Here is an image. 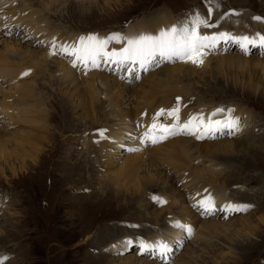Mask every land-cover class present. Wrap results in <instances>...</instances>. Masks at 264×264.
<instances>
[{"label": "rangeland", "instance_id": "374dc122", "mask_svg": "<svg viewBox=\"0 0 264 264\" xmlns=\"http://www.w3.org/2000/svg\"><path fill=\"white\" fill-rule=\"evenodd\" d=\"M87 1L7 0L15 7L17 13L13 12L14 15L36 21L40 28L52 29L58 44L72 38L78 40L87 34L104 37L119 33L124 36L128 33L126 30L138 28L130 29L132 23L141 20L139 24L144 25L143 20L150 18L155 22L162 16H170L168 26L177 28L190 27L191 21L199 17L205 25H211L199 27L197 31L201 35L209 33L208 29L216 30L227 21L244 19L249 38L258 45V37H264V0ZM34 11L42 12L46 22L37 21ZM256 16L261 19H253ZM5 20L0 24V31H8L10 27L6 26L11 24L17 32L0 35V69L8 77L4 79L0 75V108H9L6 114L0 109V151L21 154L22 144L13 139L23 135L27 139L25 150L33 154L43 147L44 151L39 159L35 155L34 160L24 161L26 168L16 170L15 175L11 169L20 168L21 158L13 159L9 155L3 160L4 155L0 156V258L9 257L4 264H179L181 261L183 264H264V224L258 221L264 217V48L261 45H258L261 49L248 45L245 54L242 49L236 50V42L240 40L236 37L231 39V44L228 42L230 48L222 49L226 41H219L220 34L225 33L224 38L230 39L225 25L221 31L211 32L209 37H216V43L214 48L205 50L203 58H208L204 66H197L192 72L188 62L158 61L149 71L137 68L135 75L139 79L129 75L127 66L108 63H103L100 70L89 68L81 73L83 69H74L68 59L60 57L64 67L70 66L76 80V84H64L66 80L59 67L50 61L44 70L21 77L27 69L25 64L35 56L36 60H41L47 47L38 45L36 34L20 28L23 25L15 21L16 18ZM150 20L145 33L154 35V22ZM227 29L233 32L231 27ZM66 36L70 37L65 40ZM121 46L109 44V49ZM220 55L244 56L249 63L241 70L235 65L218 70L216 59ZM181 64L186 73L181 79L188 90L168 98L172 105L176 103V96L183 98L179 106L184 107L180 108V123L187 121L185 118L192 113L193 116L200 113L207 116L217 108H231L232 115L241 118V131L234 136L217 134L199 141L178 135L156 145L141 144L139 151L128 152L127 148L140 145L136 139L139 132L148 131L149 125L140 130L135 123L128 135L110 139L112 169L122 166L128 180L122 179L121 184L132 185L129 193L133 196L128 199L122 194L123 190L119 192L107 181L102 166L97 165L102 161L97 157L96 144L91 147L94 151L87 153L83 142H99L96 130L107 129L114 123V118L108 116L125 111L134 114L146 98L150 100L153 91L150 80L159 77L165 69ZM94 71L103 78H100L102 84L95 83L98 94L88 95L85 88L89 87L85 84H89L88 76ZM20 91H23L22 96ZM92 96H96V103L90 105ZM40 101L45 102V116L52 115V119H47L48 130L53 131L51 138L48 131L41 133L38 129L39 111L43 107L38 105ZM20 103H27V107ZM186 103L188 108H185ZM90 107H94L95 118L85 120L84 113ZM186 111L189 113L185 116ZM225 115L227 113L217 115L215 119H223ZM164 120L167 124L173 122L167 115L162 122ZM148 123H153V119ZM116 132L118 136L122 131ZM40 137L50 142L41 144ZM5 139L6 144L3 143ZM175 143L177 146L169 156L157 152L159 147L168 148ZM227 143L232 145V152L225 153L223 147L218 146ZM149 150V155L154 153L153 159L139 162L137 175L130 177L127 173L130 160L140 151ZM93 158L97 161L92 162ZM153 194L167 203L162 206L153 203L150 199ZM206 197L222 202L214 203L216 211L210 217L202 215L197 206ZM228 204H251L253 207L247 212L231 214L220 210ZM181 209L190 213L196 222L185 218ZM167 213L171 215L169 220L164 217ZM241 220L257 227L248 230V235L240 236L241 226L237 222ZM178 222L194 228L192 237L181 241L182 247L176 243L181 239L180 230L175 227ZM233 222L230 230L218 229L216 235L201 230V225ZM162 228L164 235L155 237L163 232ZM143 237L146 238L143 241L149 243L163 239L171 244L172 251L166 258L156 253L140 254L137 240ZM125 240H132L133 244L124 248ZM191 255L195 256V261H191Z\"/></svg>", "mask_w": 264, "mask_h": 264}, {"label": "snow or ice", "instance_id": "6c2138e0", "mask_svg": "<svg viewBox=\"0 0 264 264\" xmlns=\"http://www.w3.org/2000/svg\"><path fill=\"white\" fill-rule=\"evenodd\" d=\"M211 15V13H209ZM260 20L261 17H253ZM205 25L204 20L195 17L191 21V26H183L177 28L171 26L168 29L158 30V34H132L122 36L119 33H112L101 37L96 34L82 35L76 42L71 45L67 43L58 44L55 38L49 42V56H62L71 61L74 69H83L85 72L89 68H98L102 63L116 64L126 67V71L130 76L139 79L135 75L137 68L140 71H149L158 61L181 60L196 66L203 64V56L206 49L214 48L216 37L203 36L198 33L197 29ZM11 35V32H6ZM226 34L221 33L223 38ZM30 39V38H29ZM44 41L38 40L37 44L43 46ZM241 49L247 54L248 45L255 46L257 41L249 37H241L238 41ZM259 43L264 47V37H260ZM109 44L122 45L119 48L113 47L109 49ZM135 66V67H134ZM31 70L22 72L21 77H27ZM176 107L168 110L160 109L153 116V123L148 126V131L142 136L136 137L137 141L142 145H156L157 143L166 141L170 137L185 135L194 137L196 140H204L206 138H214L217 134H226L234 136L241 131V118L232 115L233 109L217 108L207 116L200 113L191 116L183 123H180V107L181 98L176 97ZM227 113L223 119H215L217 115ZM142 115H145L142 113ZM167 115L172 118V123L165 124L162 118ZM140 127V125H137ZM107 129H97L96 134L101 139H108L106 136ZM123 147V146H122ZM139 148H127L128 152H137ZM150 199L159 205L167 203L165 199L153 194ZM201 209L204 216H212L216 211V207L211 197H206L198 202L197 205ZM253 207L251 204H228L220 209L223 212L240 213L247 212ZM228 218L227 215L224 217ZM175 227L180 230L181 239L176 243L183 246L181 241L186 242L194 234V228L191 225H185L178 222ZM124 246L128 247L133 244L132 240H125ZM138 251L140 254L156 253L161 257H167L172 251L171 244L163 239L155 242H138ZM9 259L8 256L0 258V264Z\"/></svg>", "mask_w": 264, "mask_h": 264}, {"label": "bare ground", "instance_id": "6f19581e", "mask_svg": "<svg viewBox=\"0 0 264 264\" xmlns=\"http://www.w3.org/2000/svg\"><path fill=\"white\" fill-rule=\"evenodd\" d=\"M46 1H48V0H46ZM12 4L13 3H10V2L8 3L7 0H0V13H1L0 24L2 22H4L3 21L4 19H6L5 21H7V20L8 21L9 20L14 21V19L16 18L15 21H17V22H19V24H22L23 25V26L21 25L22 27H20V28L25 29V31L26 32L28 31V33H31V34L34 33V34H36V38L38 40L44 41L45 42L44 43V46L47 47V50L43 54V57H42L41 60H36L37 57L35 56V59L32 58V59H30L28 61L27 64H25V66L27 67V69L25 71H27L29 69L31 70V72H34V73L36 71H42V70L45 69V67L47 65V61H50L52 64L56 65L57 68L59 67L58 70H60V72L62 73L63 79L66 80L65 83L63 82L64 84H67V83H69V84H76V80L74 78L75 76H74L73 72L71 70H69L70 66L69 65H66L64 67L63 61H60L59 58L62 57V56H59V55H58L59 57L58 56H49V42H51L52 39H53V37H54V34L51 32L52 29L50 30V29H48L46 27H41L40 28V26L37 24L36 21L22 19V18H20V17L17 16L18 14L17 15H14L13 12H16V11H15V7ZM26 4H28V3H26ZM4 6H6L5 9H3ZM20 7L22 8L21 5H20ZM22 14L24 15L23 10H22ZM33 15L35 16V18L37 19V21L42 22V23H45L46 22V19L42 15V12H40V11H34L33 12ZM149 20H150V18L148 19V21L147 20H145V21L143 20L144 25L139 24V22L141 20H138L134 24L132 23V25L129 28L130 29H133L135 27H138V28H136L134 30L136 32H134L133 30L132 31L126 30L128 33H125V34L122 33V34L124 36H128V35H132V34L145 33L146 32L145 30L147 29V27H145V26L148 25ZM224 21L226 22V20H224ZM150 22L153 23L154 20L151 19ZM170 22H171L170 16H162V17H159V19L155 20V22L153 23V27H152V29H154V35L156 34V31L159 30V28H158L159 26H161L162 29H165V30L168 29L170 27V26H168V23H170ZM227 24H228L229 27H231L233 29V32H231V33L229 32V30L227 29L228 28ZM225 25H226L227 34L230 37V39H227L226 40V38H224L226 36H224L223 38H221V37L218 38L219 41H226V43L223 44L224 47L222 49H225V46H227L226 48H230V47H228V42H229V44H231L230 43L231 39H234L236 37H240V38L241 37H248L247 31L249 30V28L247 26H245L246 25V20H244V19H241V20H238V21H235V22H228L227 21L226 23H223V25L217 27L216 30H214V31H213V29H208L207 31L209 33H206L203 36H208L209 37L211 35V32L213 33V32H216V31H221L222 28L225 27ZM11 26L15 27L14 25H11V24L8 25V26H6V28L7 27H10V29L8 28L9 29L8 31H6L5 29H4L3 32L0 31V35L1 36H4V35H6V32H9V31L11 32V34L12 33L15 34L17 32L16 31L17 29H14ZM244 26L247 27V28H245ZM55 31H57V30H55ZM149 34H152V32H150ZM38 36L39 37L41 36V39H39ZM69 37L70 36H66L65 37V40L68 39ZM74 37H77V36H74ZM258 38H260V37H258ZM73 41L76 42L77 41V38H72L71 40H66V43L69 44V45H71V44H73ZM258 45H260V43ZM258 45L256 43L255 47L261 49ZM235 46L237 47L236 50L241 49L240 44L238 43V41L236 42V45ZM231 47H234V46H231ZM25 48H28V47H25ZM206 58H208V57H206ZM206 58H203V61L204 62H203V64L201 66H204ZM213 58H215V57H213ZM258 60H259V57H258ZM216 62H217V65H216L215 68L218 69V70H221V68L223 66L229 67L231 65H235L238 70H241V69L245 68L247 66V64L249 63V61H246V58H244V56H242V58H241V57H238V56L232 57V56H222V55H220L216 59ZM38 63H40V64H38ZM182 65H184V64H181L180 66L176 65V67H169V68L165 69L159 77H156L155 79L152 78L150 80L149 86L153 90L152 93L150 94V100L148 101L147 98H146V100H144L145 102L142 103L143 105L140 106L141 108H137L136 110H134L135 111L134 114H131L132 111L131 112H126L125 111V112H121L118 115L112 113L111 116H108L110 118H114V120H113L114 123H112V125H109L107 127V130H108L107 132L108 133H106V134H108L107 135L108 139H101V138L98 137L99 142L94 143L93 142L94 140L91 141V142L90 141L83 142L84 143L83 144L84 151H86L87 153H90L91 151H94L91 147H93L96 144L97 151H98V156L97 157H99L100 158L99 160L102 161V164H99L98 163L97 165L102 166V171H103V174L106 175L107 181H109L113 187L115 186V188L118 189L119 192L123 190L122 194L124 196H126V198H128V199H129V197L133 196V193L132 192L129 193V189H131V186L132 185H130V184L127 185V183H125V184L122 183L121 184V180L122 179L128 180L125 177V173L123 171L122 166H119L118 165L117 167H115L114 169H112L113 168L112 167L113 166V161H112L113 155L110 153V151L112 149V141L110 139L111 138L120 139L125 134L128 135L134 129V127H135L134 125H136L135 123H138L140 125V130L142 128L145 129L148 125L152 124V123H148V120H152L153 119V116L155 115V113L157 111L160 110V108L165 109V110H168L171 107H174V106L176 107L177 106L176 103H174L172 105V103H170V101L168 100V98H170L171 95H178V94L180 95L182 93H185V90L184 89H187L188 88V87L187 88L185 87L186 85L183 84V80L181 79V77L186 76V73H183V67H182ZM263 65H264V63H263ZM196 67H197L196 65H193V64L190 63V68L193 70L192 72H194V69ZM92 69H97V68H92ZM94 72L95 73H90V76H88L89 84H85L86 86L89 87V89L85 88L86 89L85 93H87L88 95H91L92 93L94 95L96 94V92H97V89L96 88L98 86H95V83H97V85H101L102 84L101 83L102 81L100 79L102 77L100 75H98V73L96 71H94ZM34 73H32V74H34ZM0 75H1V77H3V78L5 77V78L8 79V77L6 75H4V71H2V69H0ZM179 84H180V86H179ZM83 86H84V83L81 84V87H83ZM91 90H92V92H90ZM188 92H190V91H188ZM22 93H23V91H20L21 96H22ZM97 94H98V92H97ZM159 95H163L162 98L158 99V96ZM41 102L42 101H40L38 103V105H40V104L43 105V107H41V110L39 111V121H38V123L39 122H41V123H39L38 129H40L41 133H45V132L48 131L49 133H47V135L49 136V138H51V135H52L51 132H53V131L48 130L47 119H48V117H50L52 119V117H51L52 115L50 116L51 113H49V115L45 116V114H44L46 112V110H44V108H45V102H43V104ZM110 102L111 101L109 100L108 101V106L109 107L111 105ZM95 103H96V96H94V97L92 96V98L90 99L89 104L91 105V104H95ZM119 104H122V103H119ZM21 105H24L25 107H27L26 106L27 103L21 104ZM83 105H86V103H83ZM0 109H1L2 113H4V114H6L7 111H9V108L7 106L6 107L5 106H2V108H0ZM192 109L193 108H191V110ZM192 111H194V109ZM198 112H199V110H198ZM142 113L145 114V115H142ZM188 113L189 112L186 111L185 112V116ZM193 115H194V113H192L190 116L186 117L185 119L188 120L189 117H191ZM93 117L95 118V116H94V107H90L87 111H85V113H84V119L85 120H87V119H94ZM163 122H165L167 124V121L166 120H164ZM33 129L35 131L37 128L34 127ZM118 130H120L122 132H120V134L117 136L118 133L116 131H118ZM143 133H144L143 130H141V132H139V134L137 135V137L140 136V135H142ZM122 134H124V135H122ZM118 137H120V138H118ZM13 141L22 144L23 148L21 150V154L20 153H16V152H12L11 154H8V153H6V151L4 149H1L0 156L4 155L3 160H5L9 155L13 159H19V158H21V161L23 160V162L19 161V163H20V168L19 169H15V168H12L11 169L12 173L15 175V173H17L16 170L17 171H22V170H24L26 168V165H25L24 161H26L29 158H30L29 160H34L35 159V155H37V158L39 159V157L41 156L40 154L42 153V151H44V148L43 147L38 148V149L34 150L33 151L34 153L32 154V153H30V152H28L27 150L24 149V147H25L24 143L27 142V139H25V135L18 136L16 139H13ZM39 141H40L41 144H45V143H49L50 142V141H47V138H43V137H40L39 138ZM6 142H7V140L6 141L3 140V143L4 144H6ZM176 146L177 145L175 143V144L170 145L168 148H162L161 149V147H159L157 149V152H160V153L166 154V156H169V154L172 151L174 152V147H176ZM218 146L220 148L223 147V149L225 150V153L232 152V145L230 143H227L225 145H218ZM74 148H76V147H74ZM137 148L141 149L142 148L141 147V144L140 145H137ZM79 149H81V148H79ZM148 152H150V150L149 151H143V152L140 151L139 153H137L135 155V157L132 160H130V162H129V168L127 170V173H128V175L130 177L137 175L136 166L138 165L139 162H143L147 158H148V160H152L153 159L154 153L151 156V155L148 154ZM145 154H147L149 156L146 157ZM93 156H95V153H94ZM193 158H194V155H193ZM0 159H2V158H0ZM158 159H160V158H158ZM77 160L80 161L78 158H77ZM94 161L96 162L97 159H94L93 158L92 162H94ZM75 163H76V161H75ZM78 163L80 164V162H78ZM79 169L82 170L80 167H77V170H79ZM218 169L221 171L220 168H218ZM113 177H115V179H113ZM134 189L135 190H138V188H136V187H134ZM192 189L193 188H191V190ZM158 193H160V192H158ZM199 194H201V193H199ZM208 195L211 196V197H216L214 195H210V194H208ZM222 195H224V192L223 191H222ZM220 198H223V196H221ZM223 200L228 201V199H226V198H223ZM216 202H213V203H216V204L222 203L221 201H216ZM192 203L193 202H191L189 204V206H191ZM221 206H223V205L221 204ZM154 207H157V206L154 205ZM156 209L157 210L158 209L160 210L159 207H157ZM180 213H182L185 218H188L189 220H192V223L196 222V220L195 219H192V216L186 210L181 209ZM164 217L166 219H168V220L171 219V215L168 214V213H167V216H164ZM196 218H198V217L196 216ZM198 220H199V222L202 221L199 218H198ZM258 221L264 224V217L263 218H259ZM234 223L235 222H233V224H231V223H225V224H218V225L217 224H211V223H209V224H206V225H201V230L211 231L212 233H214L216 235L218 229H220L222 231H228V230H230L232 228V226L234 225ZM237 223H239V225L241 226V229L238 230L240 236L244 235L243 233H245V235H248V234H246L248 232V230H252L253 228H256L257 227V226H251L250 225V222H247L246 220H241V222H237ZM164 228H162L163 232L162 233H159V235H157L155 237H161V236H163L164 235V231H165ZM159 229H161V228H159ZM148 231H151V230H148ZM148 231H146V232H148ZM173 231H175V230H173ZM199 233L201 235V231ZM219 235H220V233H219ZM222 236H224V233L223 232H222ZM144 239H146V238L145 237L139 238V240H137V241L144 240ZM124 248H126V247H124ZM189 258L191 259V261H195L196 260V258H195L194 255H191ZM182 262H184V261H181L179 264H183Z\"/></svg>", "mask_w": 264, "mask_h": 264}]
</instances>
